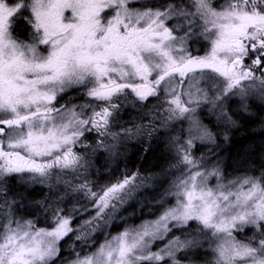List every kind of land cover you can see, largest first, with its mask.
<instances>
[{
	"label": "snow or ice",
	"instance_id": "snow-or-ice-1",
	"mask_svg": "<svg viewBox=\"0 0 264 264\" xmlns=\"http://www.w3.org/2000/svg\"><path fill=\"white\" fill-rule=\"evenodd\" d=\"M19 19L28 40L15 34ZM190 42L207 50L194 55ZM81 91L83 103H59ZM255 92L264 100V0H0V184L19 176L51 189L79 177L71 190L91 205L65 215L63 197L38 202L49 225L39 227L0 189V264H54L70 236L83 254L70 245L67 264H182L195 250L205 264H264V173L228 178L192 154L194 141L214 140L202 106L231 123L226 101L239 96L246 110ZM129 96L158 100L164 128L187 123L186 138H171L180 174L155 219L97 245L94 234L124 219L117 214L140 185L132 174L93 191L76 149L90 134L115 136L110 123ZM248 227L252 236L238 239Z\"/></svg>",
	"mask_w": 264,
	"mask_h": 264
},
{
	"label": "trees",
	"instance_id": "trees-1",
	"mask_svg": "<svg viewBox=\"0 0 264 264\" xmlns=\"http://www.w3.org/2000/svg\"><path fill=\"white\" fill-rule=\"evenodd\" d=\"M23 15L26 16L27 13ZM28 31L27 24L23 19H19L16 23L15 34L22 40H28ZM189 44L190 47L198 50L193 52L194 55H203L207 50L206 45L202 47L200 43L192 45L190 42ZM255 98L245 99L243 103L247 106L246 110L242 106L241 99L237 101L229 98L228 101H234L233 105H229L226 101V111L231 116V123H225L223 118L217 119L216 116L208 114L209 105L202 106L204 113L199 118L211 130L214 140L212 143H197L192 152L193 156L209 169L220 168L226 177H237L242 174L259 176L264 173V103H260ZM62 100L66 102L67 96ZM146 103L149 106L146 107ZM157 106L154 99L144 104L130 103L123 106L114 117L113 130L119 132H125V129L131 130L129 131L131 132L130 137L137 139L134 143L125 137L124 140L127 143L123 142L125 144L116 150L111 145H107V150H105L103 146L101 149L95 140L89 139L92 150L86 153L89 157H86L88 166L84 177L93 191H99L132 174L138 176L139 187L145 186L143 190L136 189L137 193L134 192L132 204L129 203L126 208L121 209V213L117 214H122L124 218L120 221L124 223L121 225L122 228L157 216L160 213L157 201L161 199L162 194L169 188L175 177L180 174L173 168L178 161L171 138L184 139L186 137L184 126L178 136L155 128L158 124H155L153 119L158 112ZM216 120H220L223 126L217 123L215 125ZM171 132L174 131L171 130ZM22 178L28 179L27 177ZM65 178L72 180V186L81 182L79 177L73 179L67 176ZM24 180L21 181L18 177L6 179L2 190L8 193L5 199L17 202L16 214L26 219H36L39 227L49 225L44 223L45 217L37 207L38 202L48 204L63 197L58 206L65 209V215L70 214L68 210L74 207L83 209L91 206L82 194L71 190L72 186L57 185L50 189L47 184ZM89 215L73 220V227H76L83 219H88ZM121 226H112L111 228L114 227L112 230L101 226L93 239L98 245L105 239L103 238L105 234L110 236L119 231ZM73 244H75L76 251L83 253L79 242L74 241L71 236L66 237L60 243V257L54 264H67L69 260L74 259L69 248Z\"/></svg>",
	"mask_w": 264,
	"mask_h": 264
},
{
	"label": "rangeland",
	"instance_id": "rangeland-1",
	"mask_svg": "<svg viewBox=\"0 0 264 264\" xmlns=\"http://www.w3.org/2000/svg\"><path fill=\"white\" fill-rule=\"evenodd\" d=\"M141 2L142 3H144V2H149V0H141ZM29 33L31 32V29L29 28V31H28ZM189 46H190V44H189ZM191 48V47H190ZM196 49V48H195ZM74 97H73V96ZM67 96V100H66V102H65V100L63 101H59V103L60 104H67V102L68 101H70V102H75V103H83L84 102V100H83V98H82V91L81 92H72L70 95H66ZM71 97H73V98H71ZM248 97H253V98H255L257 101H259L260 103H264V100H262L261 99V97H260V94L258 93V92H255V93H250L249 95H248ZM69 98H71L70 100H69ZM150 100H153V99H150ZM149 100V101H150ZM230 100H237V101H239L240 100V97L239 96H233V97H231L230 98ZM135 101H133V99H132V97L131 96H129L128 97V100L127 101H124L123 103H122V105H121V108L120 109H122L123 108V106H125V105H127V104H132V103H134ZM227 102H228V104L229 105H233L234 103V101H228L227 100ZM230 102V103H229ZM154 103L155 104H157L158 106V112L157 113H163V109L162 108H160V102L158 101V100H156V99H154ZM227 105V104H226ZM145 106L147 107V106H149L148 105V103H146L145 104ZM211 108V105H209L208 107H207V109L209 110ZM207 110V112H208V114H211V115H214V116H216V117H218L219 116V113L218 112H212V113H209V111ZM202 113H204V112H201V114L200 115H202ZM114 119V118H113ZM218 119V118H217ZM159 120H160V116L159 115H155L154 116V119H153V121H155V124L157 123L158 125H155V128H158V129H160V130H162V131H165V132H167V133H169V134H175V135H177L178 136V133H179V131L180 130H182L183 129V126H184V132H186V129H187V127H188V125H187V123H185L184 125L183 124H180V123H175L174 125H170L168 128H164L160 123H159ZM218 121V122H217ZM114 123V121L112 120L111 121V123H110V127H109V132L110 133H114L115 134V136H112V135H109V136H106V137H97L94 133L93 134H90V135H88L87 136V138H86V140H85V144L86 145H89V147H87L86 149H83V150H81V149H76L78 152H80V154H82V155H85V157H89L88 156V154H86L87 153V151H89V150H92V146H91V142H90V140L89 139H93V140H95V143L96 144H98L97 143V141H100V143L98 144L99 146H101V149H105V150H107V145H111L112 147H114L115 148V150L117 149V148H119L122 144H125V143H127V142H125V137L126 138H129L130 139V141H132V143H134V142H136V140L137 139H132L130 136H131V132H128L127 134H125V132H119V131H117V130H113V128H114V126H115V124H113ZM216 123L217 124H219V125H222L223 123H221L220 122V120H216L215 121V125H216ZM223 126V125H222ZM174 131L173 133L171 132L170 133V131ZM210 132H211V130H209ZM212 133V132H211ZM186 138V137H185ZM123 142H125V143H123ZM213 141H208V140H205V141H203V142H201V141H194V143H195V145L197 144V143H212ZM102 146H103V148H102ZM84 153V154H83ZM223 172V171H222ZM243 175H248V174H242V175H240V176H243ZM228 177V176H227ZM233 177H236V176H231V177H228V178H233ZM18 179H20L21 181H23L24 179L22 178V177H19L18 176ZM25 180H28V179H25ZM24 180V181H25ZM144 185H142L141 187H138L137 189H141V190H143L144 189ZM0 189H3V184H0ZM135 193H137V191H135ZM133 199H134V195L128 200V202L124 205V207L123 208H126V206L127 205H129V203L130 204H132V202H133ZM169 203H172V201L171 200H169ZM122 208V209H123ZM85 215H87V214H85ZM85 215H83V216H79V217H85ZM120 215V214H119ZM159 215V214H158ZM156 218V216L154 217V218H146V219H143V220H140L139 222H137V223H134V224H131V225H127V226H124L123 228H125V227H135V226H137V225H139L142 221H145V220H153V219H155ZM83 220H85V219H83ZM124 224V223H123ZM122 223H114L113 224V226H121V225H123ZM111 228V227H110ZM114 228V227H113ZM113 228H111V230L113 229ZM120 229H119V231H116V233H114V234H112V235H115V234H117L118 232H120V231H122L123 230V228H122V226L121 227H119ZM109 234V233H108ZM252 234H253V229L251 228V227H248V228H246L245 229V231L242 233V234H239L238 236H237V238L238 239H240V240H245V239H247L248 237H250V236H252ZM175 235H177V236H181V233L180 232H176L175 233ZM111 236V235H110ZM110 236H109V238H110ZM103 238H105V237H103ZM182 239H183V237H181ZM62 242V241H61ZM60 242V243H61ZM103 242V241H102ZM101 243V242H100ZM99 243V244H100ZM163 244H164V242H160V241H158L155 245H153V250L155 251V250H157V248H159V247H163ZM89 251H92V249H90ZM192 253H194V254H192ZM83 254V253H82ZM187 255H188V257H189V259H187V260H182V264H205V262H206V260L208 259V257L207 256H205L204 254H203V252H201V251H199V250H195V251H192V252H189V253H187ZM74 257V256H73ZM178 259H180L181 258V254H178V257H177Z\"/></svg>",
	"mask_w": 264,
	"mask_h": 264
},
{
	"label": "flooded vegetation",
	"instance_id": "flooded-vegetation-1",
	"mask_svg": "<svg viewBox=\"0 0 264 264\" xmlns=\"http://www.w3.org/2000/svg\"><path fill=\"white\" fill-rule=\"evenodd\" d=\"M254 58H255V57H253V59H254ZM245 63H246V64H249V63H251V61L246 59V60H245ZM256 75H257V76H260L261 73H260L259 71H257V72H256Z\"/></svg>",
	"mask_w": 264,
	"mask_h": 264
}]
</instances>
